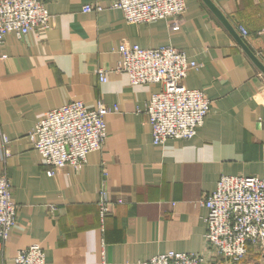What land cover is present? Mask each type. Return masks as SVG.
Returning <instances> with one entry per match:
<instances>
[{
    "label": "crops",
    "instance_id": "0c3cea01",
    "mask_svg": "<svg viewBox=\"0 0 264 264\" xmlns=\"http://www.w3.org/2000/svg\"><path fill=\"white\" fill-rule=\"evenodd\" d=\"M43 1L48 29L0 41V172L19 206L8 241H0V264H15L17 252L36 242L46 264H140L170 251L204 252L208 210L201 199L222 175L264 179L263 72L204 0H186L180 17L141 24L110 8L114 0H98L100 12L83 11L95 0ZM212 1L264 63V0ZM124 41L174 46L199 64L184 84L203 91L211 109L193 138L153 142L144 111L163 86L134 85L117 71ZM99 69L107 70L104 82ZM100 100L119 107L106 116L104 148L81 168L49 174L29 132L52 109L72 101L95 108Z\"/></svg>",
    "mask_w": 264,
    "mask_h": 264
},
{
    "label": "built area",
    "instance_id": "2783aa9c",
    "mask_svg": "<svg viewBox=\"0 0 264 264\" xmlns=\"http://www.w3.org/2000/svg\"><path fill=\"white\" fill-rule=\"evenodd\" d=\"M110 8H119L130 23L180 17L186 12V0H114ZM98 1L84 4V12H100ZM51 14L43 0H0V41L10 32L23 37L40 28L50 27ZM177 24H174L176 27ZM243 36L248 30L239 26ZM264 32V30H263ZM122 63L117 71L128 74L134 85L158 83L162 90L151 96L144 113L152 126L153 142L193 138L211 109V100L201 90L187 88L184 79L199 64L174 46L143 48L127 41L121 43ZM101 81L107 70L99 69ZM119 110L103 100L95 108L82 101H72L52 109L37 122L28 137L49 174L65 166L81 168L90 152L101 150L107 140L106 116ZM10 140L2 138L5 157L11 155ZM105 183L109 177L103 169ZM207 208L206 248L202 253L175 252L156 255L140 264H236L251 252L264 253V179L256 176L222 175L217 188L205 195ZM111 197L104 185L101 190L102 215L109 212ZM19 206L12 194V183L0 172V241L6 243L17 224ZM15 264H46L43 246L36 242L20 249Z\"/></svg>",
    "mask_w": 264,
    "mask_h": 264
},
{
    "label": "water",
    "instance_id": "95a60500",
    "mask_svg": "<svg viewBox=\"0 0 264 264\" xmlns=\"http://www.w3.org/2000/svg\"><path fill=\"white\" fill-rule=\"evenodd\" d=\"M206 4L211 8V10L218 16V18L227 25V27L233 32V34L236 36L239 43L242 45L246 53L249 55V57L254 61V63L257 65V67L263 72L264 74V63L261 62V60L257 57V55L253 52V50L244 42V40L235 32V29L231 26L230 22L227 20V18L224 16V14L220 11V9L214 4L212 0H204ZM264 258V253H263Z\"/></svg>",
    "mask_w": 264,
    "mask_h": 264
},
{
    "label": "rangeland",
    "instance_id": "374dc122",
    "mask_svg": "<svg viewBox=\"0 0 264 264\" xmlns=\"http://www.w3.org/2000/svg\"><path fill=\"white\" fill-rule=\"evenodd\" d=\"M236 264H264V258H262L261 254H255L254 252H251V254L248 255L247 259Z\"/></svg>",
    "mask_w": 264,
    "mask_h": 264
}]
</instances>
